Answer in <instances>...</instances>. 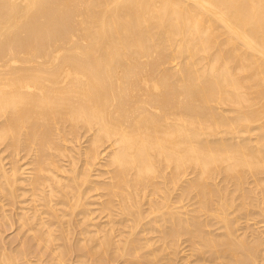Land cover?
<instances>
[{"label": "bare ground", "instance_id": "obj_1", "mask_svg": "<svg viewBox=\"0 0 264 264\" xmlns=\"http://www.w3.org/2000/svg\"><path fill=\"white\" fill-rule=\"evenodd\" d=\"M8 221L0 264H264V0H0Z\"/></svg>", "mask_w": 264, "mask_h": 264}, {"label": "rangeland", "instance_id": "obj_2", "mask_svg": "<svg viewBox=\"0 0 264 264\" xmlns=\"http://www.w3.org/2000/svg\"><path fill=\"white\" fill-rule=\"evenodd\" d=\"M185 199H186V201H183V203L185 204V202H187L186 204H190L189 202V200L187 199V197H185ZM189 201V202H188ZM193 201V200H192ZM191 201V202H192ZM10 209H12L11 207H9ZM13 210V209H12ZM20 210V209H19ZM12 212V211H11ZM256 221V219H251L250 220V223H254ZM8 224H10V222L8 221V223H7V227L6 228H4V226L3 227H1V232H0V238H2L3 239V243H5V245H6V247H8V249H12L13 247L15 248V246L18 244V242H19V238L20 237H18V235H20L21 236V234L22 233H20V232H17L18 230L16 229L17 228V226L15 225L14 227H11V224H10V226L8 227ZM10 227H11V229H10ZM9 229V230H8ZM14 232V233H13ZM16 232V233H15ZM18 233V235H16ZM3 235V236H2ZM2 236V237H1ZM80 235H77V237H79ZM17 237H18V239H17ZM185 237H183V239H184ZM14 239V240H13ZM15 240H17L16 242H15ZM186 243V242H185ZM185 243L183 244V246L185 245ZM188 243V242H187ZM11 245V246H10ZM15 245V246H14ZM186 249V251H188V247H186L185 248ZM184 249V250H185ZM186 251H184V252H186ZM183 252V253H184ZM182 253V252H181ZM181 253H180V255H179V258H180V256H181ZM183 253H182V255H183ZM178 257V256H177ZM177 259V261L175 262V264H190L189 262H191V264H193L194 262H193V260L195 259L194 257H191L190 259H188L187 261H186V259H184L183 260V258H182V256H181V260L180 259H178V258H176ZM180 261V262H179ZM123 264L121 261H119V260H116V263L114 262V264ZM178 262V263H177Z\"/></svg>", "mask_w": 264, "mask_h": 264}]
</instances>
